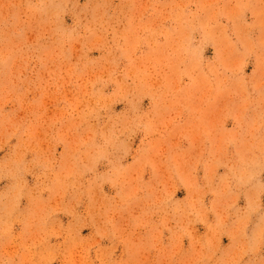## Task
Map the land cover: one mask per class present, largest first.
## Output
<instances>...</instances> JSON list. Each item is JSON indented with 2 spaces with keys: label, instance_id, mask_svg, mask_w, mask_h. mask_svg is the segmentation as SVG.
Listing matches in <instances>:
<instances>
[{
  "label": "rangeland",
  "instance_id": "obj_1",
  "mask_svg": "<svg viewBox=\"0 0 264 264\" xmlns=\"http://www.w3.org/2000/svg\"><path fill=\"white\" fill-rule=\"evenodd\" d=\"M0 264H264V0H0Z\"/></svg>",
  "mask_w": 264,
  "mask_h": 264
}]
</instances>
